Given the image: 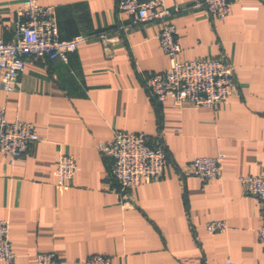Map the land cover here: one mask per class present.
Returning a JSON list of instances; mask_svg holds the SVG:
<instances>
[{
	"label": "crops",
	"instance_id": "crops-1",
	"mask_svg": "<svg viewBox=\"0 0 264 264\" xmlns=\"http://www.w3.org/2000/svg\"><path fill=\"white\" fill-rule=\"evenodd\" d=\"M23 1L0 0L4 42ZM35 1L54 9L60 39L90 38L67 63L29 60L13 92L0 85L5 120L32 123L39 137L12 165L0 154V221L8 224L14 264H36L37 253L60 264L94 255L112 264H264L262 204L237 181L264 178V0H235L223 20L209 18L200 0H164L180 7L169 20L179 60L222 59L234 69L233 92L215 109L149 97L145 77L169 66L159 22L129 26L117 0ZM100 33L112 40L107 50ZM113 130L142 133L166 153L163 179L125 199L110 179L111 160L97 151ZM218 154L219 178L201 183L191 175L195 158ZM60 155L77 166L65 186L55 175ZM214 221L226 229L207 233Z\"/></svg>",
	"mask_w": 264,
	"mask_h": 264
},
{
	"label": "built area",
	"instance_id": "built-area-1",
	"mask_svg": "<svg viewBox=\"0 0 264 264\" xmlns=\"http://www.w3.org/2000/svg\"><path fill=\"white\" fill-rule=\"evenodd\" d=\"M235 0H200L207 16L223 20ZM116 11L127 16L129 26H140L148 22H159L157 36L159 50L169 61L166 70L147 74L144 88L149 97L158 103H170L175 107L189 106L193 109H215L230 98L234 86V69L222 59H195L181 61L178 56L181 45L176 26L169 21L180 11L179 6L169 8L164 0H117ZM89 36L60 39L55 11L52 7L39 5L35 0H24L15 12L12 39H0V85L5 93L15 90L18 80L25 72L29 60H59L67 63L70 54L89 40ZM105 50L112 40L105 33L97 34ZM39 141L32 123L5 120V109L0 107V154L9 165L23 156ZM97 151L111 160L110 179L118 185L125 199L127 193L141 184H150L163 179L166 153L161 145L150 143L142 133L113 130L110 142L99 143ZM223 156L195 158L190 165L191 175L201 183L220 177ZM77 174L72 156L60 155L55 175L57 184L65 186ZM237 181L246 196L262 204V221L258 239L264 241V178L239 176ZM128 204V203H127ZM206 232L214 234L226 229L223 221L206 224ZM15 254L8 239V224L0 221V261L14 264ZM36 264H60L52 253H37ZM79 264H112L111 258L94 255ZM222 264H233L229 259Z\"/></svg>",
	"mask_w": 264,
	"mask_h": 264
}]
</instances>
